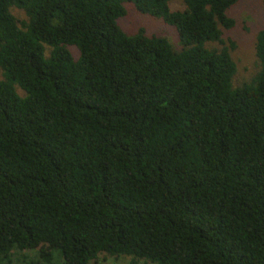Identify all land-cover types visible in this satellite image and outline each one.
<instances>
[{
  "label": "trees",
  "instance_id": "obj_1",
  "mask_svg": "<svg viewBox=\"0 0 264 264\" xmlns=\"http://www.w3.org/2000/svg\"><path fill=\"white\" fill-rule=\"evenodd\" d=\"M240 1L0 0V264H264V30L235 87ZM126 5L181 50L126 34Z\"/></svg>",
  "mask_w": 264,
  "mask_h": 264
},
{
  "label": "rangeland",
  "instance_id": "obj_2",
  "mask_svg": "<svg viewBox=\"0 0 264 264\" xmlns=\"http://www.w3.org/2000/svg\"><path fill=\"white\" fill-rule=\"evenodd\" d=\"M128 14L118 21L119 26L128 35H136L140 30H144L147 36H158L169 40L175 50H181L179 37L174 27L166 25L162 20L139 13L132 5H126ZM172 10H183L185 5L181 1L171 4ZM14 13L23 18L21 11L15 10ZM228 16L236 22L232 30H224L223 39L227 46L235 43L233 58L237 63L238 72L234 79V86L240 87L249 82L259 71V61L255 54V44L257 35L264 30V0H241L228 11ZM209 48L219 49L217 44H208ZM77 49V48H76ZM70 49L79 58L78 51ZM76 58V59H78ZM0 79L2 73L0 72ZM20 96L24 92L17 89ZM24 93V94H23ZM38 251H26L28 257H35ZM56 257L58 253H55ZM59 261L58 257L56 258ZM98 259V260H97ZM93 264H130L131 258L126 256L112 257L107 254H100ZM140 264H152L148 261H140Z\"/></svg>",
  "mask_w": 264,
  "mask_h": 264
}]
</instances>
